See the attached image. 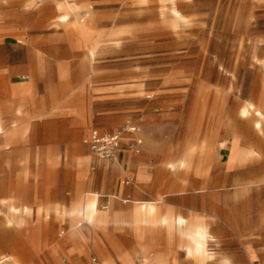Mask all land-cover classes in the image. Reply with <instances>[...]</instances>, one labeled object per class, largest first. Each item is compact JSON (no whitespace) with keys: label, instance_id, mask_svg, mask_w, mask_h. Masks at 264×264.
Masks as SVG:
<instances>
[{"label":"rangeland","instance_id":"obj_1","mask_svg":"<svg viewBox=\"0 0 264 264\" xmlns=\"http://www.w3.org/2000/svg\"><path fill=\"white\" fill-rule=\"evenodd\" d=\"M5 35L0 60L24 68L19 78L33 80L36 95L88 106L81 137L74 138V122L67 133L70 146L75 140L70 156L91 160L79 181L65 160L67 144L32 142L31 156L46 155L51 164L31 163L23 186L9 180L0 148V264H87L92 256L104 264L94 224L64 213L90 193H99V209L110 213L112 264H264V0H0ZM127 124L140 128L139 154L100 160L84 143L92 128L113 132ZM235 137L245 156L226 160ZM23 188L30 211L16 204L10 224V202ZM156 200L160 215L183 211L207 227L199 262L179 234L170 245H143L131 226V250V231L117 218ZM75 240L83 250L77 255ZM155 246L145 257L142 248Z\"/></svg>","mask_w":264,"mask_h":264},{"label":"crops","instance_id":"obj_2","mask_svg":"<svg viewBox=\"0 0 264 264\" xmlns=\"http://www.w3.org/2000/svg\"><path fill=\"white\" fill-rule=\"evenodd\" d=\"M24 71V68L19 69L13 66L8 58L0 60V121H2L7 130L12 129L13 132L17 133V135L11 137L8 140L0 137V148L7 151L5 163L9 180L14 184L18 181H21L24 186V183H27L29 180L31 163L34 164L36 162L38 165L44 167L51 164V158L47 157L46 155L36 159L31 156L30 147L32 146V142H36L39 145L59 144L61 142L67 144L65 145V160H71L69 163L75 167V169H72V174L75 176V178L79 181L85 180L91 159L87 155L83 157L70 156L69 151L70 149H73L75 140H72L73 144L70 146L67 125L73 122L74 124H78V127L75 131L76 133H74V138H80L81 126L86 124V120L91 116V112L88 110L87 112H84L83 109L87 105H73L71 103H63L61 100L57 98L55 99L54 97L49 98L50 96L48 95H36L35 82L26 75L23 76V78H19L18 74L23 73ZM90 101L93 104V97L86 99L87 104H89ZM18 108H21V113L17 114L16 111ZM244 119L249 120V118ZM251 125L254 129H256V131L263 132V125L261 129L257 128L255 124L251 123ZM93 129L94 128H92L91 131ZM91 131L88 132L85 138L88 137ZM34 134H37V136H34ZM6 142L10 144L9 147L5 146ZM201 149L203 152L205 151V144ZM194 151L195 149L192 150V153H194ZM125 153L126 151L123 152V155ZM244 156V151H241L239 148V138L235 137L231 142V155L230 157H227L226 160H241L244 158ZM188 160H190V158L182 161L180 166H188ZM168 167L174 170L176 168V164L169 163ZM122 192L123 191H121V193ZM91 194L99 195L97 202V208L99 209L101 195L99 193ZM79 195L81 194H77V200ZM27 197L28 191L24 190L23 188L21 199L19 200L18 198H14L10 204L16 203L20 204L19 206H22ZM158 201L159 200L138 202L137 206L132 210L129 217L117 218V225H120V227L123 228L128 226L129 230L131 231L129 239H131L130 246L132 247V251H134L133 246L137 242V239L134 237V234L131 230L132 225L133 228L138 230L140 237L139 240L143 245H170L174 243L173 239L179 234L182 238L187 240L186 245L190 246L193 240V230L197 226H203L206 229L207 238L209 237L207 227L198 219L193 221L192 219L184 217L183 211H181L183 214L180 215H176L172 211L168 210L164 212L171 218L167 232L161 225L156 226L154 221L148 220L144 215L142 204H157ZM125 202H128V200H125ZM106 208L108 209V207ZM105 210H100L101 216L99 221L94 223L91 229H93V231H95V235H97L93 237V244L99 247L100 254L104 259V264H112L113 260L109 254L110 246L112 247L110 242L113 243V236H111L107 231L110 225L111 217L110 213ZM182 219L186 221L185 225L181 223ZM81 226L82 224L79 225V227ZM97 231H99V233ZM60 235L62 236L63 233L61 232ZM126 237L128 236L126 235ZM74 244L75 245L71 251L77 255L79 252L83 251L82 246L76 240L74 241ZM102 244L104 245V248ZM156 246L153 249L149 248L146 250L145 257L150 259V256L152 253H154ZM184 250L189 255L188 249L186 247H184ZM122 254L126 256L129 261H132V258L128 255V253L122 252ZM94 257L97 258L96 256H92L87 264H92V258ZM4 259V257L1 258V263L5 261ZM79 259H81V257L77 256L75 261H78ZM122 260L125 262V259ZM152 261H164L167 263L163 258H156ZM65 262L71 264L67 260H64L63 264H65ZM100 263L103 264L101 261Z\"/></svg>","mask_w":264,"mask_h":264},{"label":"bare ground","instance_id":"obj_3","mask_svg":"<svg viewBox=\"0 0 264 264\" xmlns=\"http://www.w3.org/2000/svg\"><path fill=\"white\" fill-rule=\"evenodd\" d=\"M71 13H72V11L65 12L61 18L67 19L71 15ZM88 13H89V11L87 10L84 15H87ZM11 35H13V34H11ZM14 36H16V38H18L19 42L22 41V38L19 34H16ZM6 38H7L6 35L0 36V41H5ZM16 113L17 114L21 113V108H18ZM10 132L12 134H10ZM15 135H17L16 132H13L12 129L7 130L4 126V124L2 123V121H0V137H3L4 139L8 140L11 137H14ZM9 145L10 144L8 142L5 143L6 147H9ZM98 198H99L98 194H91L90 193L84 198L82 207L70 209L69 211H64V213H65V215L67 214L70 217L74 216V217H76L82 221H87V222H90L91 224H94V223L99 221V218L101 216V211L97 208ZM158 203L159 202H157V204H154V203L142 204V209L144 210V215L146 216V218L148 220L154 221L156 226L161 225L167 232V228L169 227L171 218L166 213H163L162 215H160V207L158 206ZM18 209L19 208H17L16 203L9 205V213L12 215V217L11 216H8V217L5 216L7 218V219L6 218L5 219H6V221H8V223H10V224L14 223V217H15ZM21 211L24 214L28 215V212L30 211V207L23 204L21 206ZM181 223L185 225L186 221L184 219H182ZM74 237H75V235H74ZM192 237H193L192 244L190 246L184 245V247H186L188 249V253L191 254L196 259L197 262H199L203 258L204 253H205V245H206V241H207L206 229L203 226H197L193 230V236ZM146 250H148L147 247L142 248V251L146 252ZM161 263L167 264L164 261H157V262L152 261L149 264H161ZM15 264H17V263H15Z\"/></svg>","mask_w":264,"mask_h":264},{"label":"built area","instance_id":"obj_4","mask_svg":"<svg viewBox=\"0 0 264 264\" xmlns=\"http://www.w3.org/2000/svg\"><path fill=\"white\" fill-rule=\"evenodd\" d=\"M140 128L133 124H127L113 132H103L94 128L84 143L90 152L100 160H118L123 152L128 151L139 154L143 141L137 137ZM130 184L129 181L126 182ZM65 264H68L65 262ZM92 264H101L98 258H92Z\"/></svg>","mask_w":264,"mask_h":264}]
</instances>
